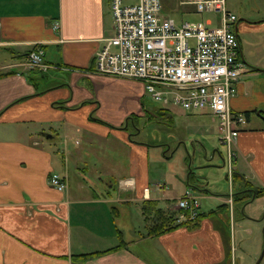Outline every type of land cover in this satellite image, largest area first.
I'll return each instance as SVG.
<instances>
[{
	"label": "crops",
	"instance_id": "crops-1",
	"mask_svg": "<svg viewBox=\"0 0 264 264\" xmlns=\"http://www.w3.org/2000/svg\"><path fill=\"white\" fill-rule=\"evenodd\" d=\"M181 1L162 0L164 12L196 13ZM243 2L234 6L247 9ZM249 3L258 17L233 24L245 70L230 107L245 122L231 164L227 151L224 158L229 195L234 173L264 189V0ZM112 34L109 0H0V58L9 59L0 63V264H244L228 196L194 229L146 235L143 201L175 209L188 186L174 193L170 169L156 177L161 146L134 134L144 115L172 120L173 108L186 111L151 107L143 82L94 71V54ZM241 34L254 36L250 51ZM37 46L51 67L19 66ZM196 112L213 117L209 109ZM211 130L206 122L187 129L195 136ZM52 172L66 178L63 191L49 184Z\"/></svg>",
	"mask_w": 264,
	"mask_h": 264
},
{
	"label": "built area",
	"instance_id": "built-area-1",
	"mask_svg": "<svg viewBox=\"0 0 264 264\" xmlns=\"http://www.w3.org/2000/svg\"><path fill=\"white\" fill-rule=\"evenodd\" d=\"M109 2L114 34L103 38L94 54V71L141 81L150 97L165 106L187 111L209 109L231 164L244 118L232 111L230 98L245 66L238 59L239 40L233 30L237 18L227 9L226 0L181 1L194 6L198 14H218V24L206 20L178 23L164 12L162 0ZM43 53L37 46L18 65L46 71L51 66L44 61ZM49 184L62 191L67 182L52 172ZM199 199L191 188H186L176 201L181 210L177 220L196 218Z\"/></svg>",
	"mask_w": 264,
	"mask_h": 264
},
{
	"label": "rangeland",
	"instance_id": "rangeland-1",
	"mask_svg": "<svg viewBox=\"0 0 264 264\" xmlns=\"http://www.w3.org/2000/svg\"><path fill=\"white\" fill-rule=\"evenodd\" d=\"M238 1L227 0V9H231L235 13L236 20L242 18L249 21L258 17L251 11L250 0H244V7H247L244 10L234 6ZM166 14L178 23L182 21L204 20L206 17L218 18V14L214 12L189 14L186 7H180L178 10H172ZM257 35L263 36L260 33ZM241 38L244 48L250 51L249 47L252 45L251 42L254 40V36L252 34H241ZM7 61H9L8 57L0 58V63H6ZM146 104L158 109L163 108V105L154 101L149 94H147ZM172 110V120H169L166 115L161 114L159 116L144 115L139 122L141 132L134 134V138L147 144L161 146L159 147L161 159L153 163V167L157 171L155 176L159 177L161 175L158 171H162L163 173L166 169H170V174L175 175L176 179L174 184L170 182V189L174 193L178 192L181 187L187 186L189 174L193 176L191 183L197 184L199 188L204 190L202 191L192 186L191 188L200 196L201 211L208 213L220 204L218 198L228 196L229 201L231 187L230 180L226 177L227 167L224 165L227 149L218 139L219 133L216 128V122L212 120L213 117L201 115L196 111L184 110L186 113H182L180 110L175 111V108ZM205 122L212 126L211 132L206 136L204 134L195 136L188 133L187 129L191 125ZM130 130L135 132L133 127ZM168 146L169 151L167 150V153L164 154V150ZM246 200L233 201L232 193V202L230 201L231 210L228 206L227 214L229 216L230 214L232 215L230 222L235 232L236 258L238 262L241 260L244 264H255L264 245V195L252 201L249 199L242 213L243 208H240ZM160 206L166 208V203L161 202ZM258 264H264V255Z\"/></svg>",
	"mask_w": 264,
	"mask_h": 264
},
{
	"label": "trees",
	"instance_id": "trees-1",
	"mask_svg": "<svg viewBox=\"0 0 264 264\" xmlns=\"http://www.w3.org/2000/svg\"><path fill=\"white\" fill-rule=\"evenodd\" d=\"M31 50V49H30ZM24 56L26 55L23 54ZM23 56V58H24ZM245 122V120H244ZM243 122V123H244ZM242 123V124H243ZM240 127V126H239ZM193 176L189 174L187 180V186L193 188H199L197 184L191 183ZM233 184L238 188L234 189L233 201L239 202L242 199H249L251 197H259L264 195V189L258 186H252V184L246 181L242 175L238 173L233 174ZM202 189V188H199ZM204 189H202L203 191ZM245 202V201H244ZM225 207V204L218 206V209ZM142 212L144 215L146 235L149 236H159L171 230L179 227H186L189 229H194L200 225V221L203 217H206L215 212L211 210L208 213L199 212L196 218L187 219L184 221H178V215L181 210L179 209H165L161 208L157 201L155 200H145L142 203Z\"/></svg>",
	"mask_w": 264,
	"mask_h": 264
},
{
	"label": "water",
	"instance_id": "water-1",
	"mask_svg": "<svg viewBox=\"0 0 264 264\" xmlns=\"http://www.w3.org/2000/svg\"><path fill=\"white\" fill-rule=\"evenodd\" d=\"M258 113H260V112H258ZM263 255H264V245H263V249H262V251H261V254H260V256L258 257V259L256 260L255 264H258V263L260 262V260H261V258L263 257Z\"/></svg>",
	"mask_w": 264,
	"mask_h": 264
}]
</instances>
